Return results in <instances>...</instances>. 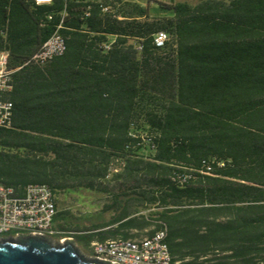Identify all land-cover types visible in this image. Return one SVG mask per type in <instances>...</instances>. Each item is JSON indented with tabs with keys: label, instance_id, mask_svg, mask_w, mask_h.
I'll return each instance as SVG.
<instances>
[{
	"label": "trees",
	"instance_id": "1",
	"mask_svg": "<svg viewBox=\"0 0 264 264\" xmlns=\"http://www.w3.org/2000/svg\"><path fill=\"white\" fill-rule=\"evenodd\" d=\"M57 30L66 52L29 63ZM0 50V184L48 185L68 232L62 197L103 195L80 241L166 229L174 264H264V0H0Z\"/></svg>",
	"mask_w": 264,
	"mask_h": 264
},
{
	"label": "built area",
	"instance_id": "2",
	"mask_svg": "<svg viewBox=\"0 0 264 264\" xmlns=\"http://www.w3.org/2000/svg\"><path fill=\"white\" fill-rule=\"evenodd\" d=\"M33 1L38 6L53 3V0ZM104 11L114 13L110 7H104ZM118 19L122 20L121 17ZM168 40L167 33L160 32L155 38V44L163 48ZM114 41L115 38H112L111 41L103 44L104 49L108 51ZM66 50V41L57 30L29 63L45 66L54 58L62 56ZM8 59L9 52L0 50V128L7 129L13 123L14 105L5 97L13 91L15 72L8 67ZM212 171V162L206 163L205 173L210 174ZM187 178L186 173L175 177L181 183L186 182ZM57 214L56 196L48 185L29 184L19 190L0 184V241L28 236L53 239L57 234L54 229ZM166 238V229H161L151 236L137 239L97 241L92 243L91 258L107 264H174L170 249L165 242Z\"/></svg>",
	"mask_w": 264,
	"mask_h": 264
},
{
	"label": "water",
	"instance_id": "3",
	"mask_svg": "<svg viewBox=\"0 0 264 264\" xmlns=\"http://www.w3.org/2000/svg\"><path fill=\"white\" fill-rule=\"evenodd\" d=\"M0 264H107L85 256L73 240L21 237L0 241Z\"/></svg>",
	"mask_w": 264,
	"mask_h": 264
},
{
	"label": "rangeland",
	"instance_id": "4",
	"mask_svg": "<svg viewBox=\"0 0 264 264\" xmlns=\"http://www.w3.org/2000/svg\"><path fill=\"white\" fill-rule=\"evenodd\" d=\"M147 5V2L151 4V7L156 6L157 3H163L171 5L177 2H186L191 5H195L199 0H134ZM63 203L60 205V210L66 209L75 217L74 221L83 224L81 217L85 215L97 214L101 211L102 205L105 202V197L98 193H93L89 191H81L77 193H72V195H67L62 197ZM109 215H106L108 218ZM106 218V219H107ZM87 252V251H86Z\"/></svg>",
	"mask_w": 264,
	"mask_h": 264
},
{
	"label": "crops",
	"instance_id": "5",
	"mask_svg": "<svg viewBox=\"0 0 264 264\" xmlns=\"http://www.w3.org/2000/svg\"><path fill=\"white\" fill-rule=\"evenodd\" d=\"M134 1V0H131ZM138 2V1H135ZM9 94L6 95V97ZM5 97V98H6ZM83 220V224H80L78 222H75L74 219L75 217L73 215H69L68 216V226L70 227H75V226H80L81 230L83 232H68L65 231L66 229L61 228L63 225L64 227H67V224L61 223L59 224L58 222L56 223V221L54 222V229L57 231L56 236L53 238L54 241H60V240H66V239H71L74 241L75 246L87 257L91 258L92 256V243L97 242L98 240H93L92 242H88L86 238H82V240H78L77 237H79V235H86V236H91V235H95L98 230H92L95 229V225L97 224H101L107 217L105 214H103L102 212H98L97 214H89V215H85L83 217H81ZM72 230H76V229H72ZM88 230V231H86ZM132 233H136V231H132ZM140 237H136V238H131V239H137ZM110 239H123V238H109L107 240ZM103 242V241H100ZM87 251V252H86ZM172 255V254H171Z\"/></svg>",
	"mask_w": 264,
	"mask_h": 264
}]
</instances>
